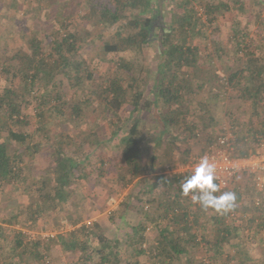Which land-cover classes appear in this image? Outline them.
I'll use <instances>...</instances> for the list:
<instances>
[{"label":"rangeland","instance_id":"1","mask_svg":"<svg viewBox=\"0 0 264 264\" xmlns=\"http://www.w3.org/2000/svg\"><path fill=\"white\" fill-rule=\"evenodd\" d=\"M125 2L119 1L122 18L111 24L100 21V16L86 0H0V93L3 89L10 88L17 96L25 95V87L30 93L28 95L30 103L22 105L21 108L25 116L24 122L2 119L3 109H0L2 140L9 138V132H23L28 136L26 143L8 139V153L11 160L17 164L18 175L8 182L0 183V225L2 218L10 220L2 224L0 264H75L80 255L78 251L64 255L65 252L62 251L59 243L52 244L44 240L42 234L52 233L59 226L65 227L63 232L68 234L75 223H79L78 221H82L83 224L97 222L104 237L109 240L116 237L122 240L129 231V228L123 224L124 217L133 225L145 223L151 230L154 217L160 212L153 211L158 208L160 201L164 204L168 202L172 190H175L174 187L168 188L163 179L162 182L158 180L161 177L159 175L161 170L172 162L181 163L186 155L189 157L199 153L206 142L205 137L201 136L184 137L185 125L182 123L171 126L170 131L165 132L167 109L157 105L151 113H144L138 124L140 132L145 137L140 144L142 161L148 169L149 162L154 158V168L159 167V170H152L140 178L144 179V183L139 184L137 182L139 178L129 181V168L122 159L119 140L126 134L128 115L131 111L130 95L135 89H127L128 100L120 108V120L109 112H104L100 97L101 89L114 77H122L125 86L128 82L125 71L129 69L131 76L137 80L138 86L136 85L135 88L138 87L147 97H152L149 90L157 83L159 78L157 69L162 65L163 57L159 43L161 40L152 46L138 43L116 51L104 49L105 43H118L120 36H125L133 28L127 21L140 10L138 6L128 5L127 0ZM151 3L157 17L156 21L158 20L157 23L153 22L150 33L152 36H161L171 27H178L175 23L187 9L196 21L198 19L193 30L187 29L182 34L183 47L188 46L197 50V61L191 64L184 63L181 68L188 77L194 74L198 78H201V74L208 76L211 69H214L226 78L228 68L231 67L232 70L244 68L252 59L255 60L256 66L264 65V0H160L158 5L157 0H151ZM209 4H219L221 7L214 12L212 18L207 15ZM234 25L241 31L238 35L232 31ZM201 28L204 32L203 36L196 35L194 30ZM64 35L69 36L76 45V51L74 49L71 53V60L83 62V73L80 72L78 75L79 82L74 75L69 77V73L59 69L60 61L53 63L51 58L50 62L47 61L42 67L44 70H52V76L41 79L43 73L34 75L38 80L33 77L34 84L28 87L30 82L27 80L32 81V78L25 77L23 72L31 73L33 68L27 67L29 63L26 58L33 57L32 52L36 51L37 56L33 57L34 59H48L53 41L60 40ZM180 38L181 35L175 32L174 44L180 43ZM31 39L35 40L34 43H31ZM68 70L73 72L74 69L71 66ZM87 74H90V77ZM261 79L264 80V76L259 78L260 82ZM208 85L211 86V83L207 84L204 90L194 88L189 92L188 96L195 108L202 100L204 92H207ZM56 90L60 96L51 97ZM241 90L242 86L239 84L222 85L220 92L224 94L223 97H218L219 99L214 102L210 100L212 103L209 111L218 120L222 130L229 127L228 114L244 118L250 111L248 99L240 94ZM39 96L49 98L50 104L51 100H54V104H61L65 110L70 104L83 103L84 120L79 126L72 124L62 126L55 117L56 113L53 111L49 113L45 110L44 104H39L41 109L39 115H36ZM262 96L264 97V92ZM45 101L47 102L48 99ZM261 104L264 107V100ZM182 106L183 110L188 107L187 104ZM189 118L195 122L201 121V116L197 114ZM255 122L258 123V120L255 119ZM58 145H61L62 153L66 156L79 159L80 156H77L79 153L86 154L83 168L88 176L68 187L69 198L61 207L50 206L39 213L38 209L48 199L47 194L41 190V181L53 170L52 147ZM25 146L28 147V151L18 157L17 154ZM252 146L250 150L264 152V142L259 146ZM262 184L263 187L259 190L250 175L237 174L225 190L236 194L234 210L239 216L241 215L236 219V224L243 226L241 228L244 231L252 230L254 233L258 227L256 221H259V216L264 217V175ZM142 186L146 191L140 193ZM47 187H51V184ZM179 190L181 201L185 202L188 196L183 195L181 188ZM136 195L139 200L135 199ZM153 195L159 198V203L155 202L154 209L151 207L146 214L140 209V201H146ZM257 197L262 200L259 207L254 206ZM125 200L129 204L124 213L120 205ZM206 213L212 215L215 211L209 208ZM249 224L252 229L248 227ZM16 229L23 232L27 243L30 236L36 238V250L43 251L44 244L50 243L47 249L49 252H46L49 253L46 262L36 261L32 257L30 259L29 250L26 251L29 254L19 253V257L15 256L14 252H10L12 232ZM146 232L145 236L152 239L153 234H149V230ZM253 233L251 234L255 235V238L264 239L263 231ZM26 246L17 247V250L21 252V248L25 249ZM190 248L187 257H174L171 264H189V262L199 264L201 259H205L206 253L201 252L200 246H190ZM26 249L29 247L27 246ZM254 251L257 254L261 251V247ZM126 256L120 264L148 262L146 255L141 253H137L135 257H131L130 254ZM211 264L235 263L233 259L231 261L227 259L226 262L216 260Z\"/></svg>","mask_w":264,"mask_h":264},{"label":"trees","instance_id":"2","mask_svg":"<svg viewBox=\"0 0 264 264\" xmlns=\"http://www.w3.org/2000/svg\"><path fill=\"white\" fill-rule=\"evenodd\" d=\"M121 3H126V0H86L88 5L95 9L100 16V21L105 23H115L122 18ZM128 5L138 6L139 10L137 14H134L127 21L129 26L132 25V30L129 31L125 36H120L118 43L116 44H104V49L107 51H116L118 49H125L137 45L138 43L152 46L156 45L160 40L162 49L163 63L157 69L159 78L157 83L154 84L153 88L149 90V94L152 97H147L142 90L135 88L137 84L136 78L132 77V73L127 69V83L123 85L122 77H114L109 79L108 84L101 89V99L104 112H109L113 117L119 119V111L122 105L128 100L127 89H135L133 94L130 95L131 111L129 113V119L127 122L126 134L119 140L121 145V156L125 165L129 168V181L134 178H139L137 182L144 183V179H140L152 170H159V167L154 168V158L149 162L148 169L142 161L140 144L145 140V137L139 130V119L144 113L153 111L157 105L163 106L167 109L165 112V128L164 131H170L171 126L179 125L182 123L184 127V137H205V144L202 146L201 151L198 154H202L207 146L211 144L212 140L223 133L221 126L218 125V120L210 113L209 108L211 103L223 97L224 94L220 92L223 86H234L239 84L242 86L241 93L243 97L248 99L247 104L250 108L247 116L242 118L239 115L228 114L229 120V131L234 137V155L244 156L250 153H256L253 149L250 150L252 145H261L264 142V107H262L261 101L264 100L262 96L264 92V80L260 82L259 78L264 76V65L256 66L255 60L252 59L247 62L244 68H235L232 70L231 67L227 69L226 78L219 75L216 70L211 69L208 76L202 75L198 78L195 74L188 77L183 72L182 66L184 63H194L197 61V50L183 47L184 37L182 36L188 29L193 30L198 22L191 15L187 9L180 18L177 19L176 25L178 27H171L168 32L163 33L161 36H152L151 30L153 22L157 23V17L155 10H152L151 0H127ZM160 0H157V5ZM187 1V0H185ZM125 6V4H123ZM221 7L219 4L207 5V15L212 18V15L216 10ZM139 14L141 16H139ZM146 16H142V15ZM188 25V26H186ZM196 35L203 36L202 28L194 30ZM234 34L238 35L241 31L234 25L232 27ZM177 32L181 35L180 43L174 44L173 37L174 33ZM65 36V37H64ZM60 40H55L52 43L50 57L34 59L37 52L33 51L32 56L26 58L27 67L33 68L31 73L27 71L23 72L25 77L32 78V81L27 80L28 87L34 84V75L42 74L41 79L44 77L52 76V70H44L42 67L52 58L53 63L60 61L58 66L60 70L66 71L70 76H75L79 82L78 75L80 72L83 73V62L82 60L73 61L71 60V53L75 49L76 45L69 36L64 35ZM34 39H31V43H34ZM36 50L37 45H36ZM159 49V47H157ZM160 50V49H159ZM56 58V59H55ZM209 59V58H208ZM210 63L213 61L209 59ZM73 67V72L69 71V67ZM197 68V67H195ZM75 71V72H74ZM72 74V75H71ZM90 77V74H87ZM34 77V78H33ZM38 80V78H35ZM245 80V82H243ZM258 81V82H257ZM208 85L207 92H204L202 100L198 102V105L193 106L191 98H189V92L195 88V90H204V87ZM260 83V84H257ZM262 83V84H261ZM248 84V85H247ZM219 87L221 88L219 90ZM26 94L15 95L12 93L10 88H5L0 93V109H3L1 115L2 119L13 122L22 123L25 120V116L22 111V105L30 103L28 95L30 93L27 87H25ZM218 91V92H217ZM60 94L58 90L51 96L58 98ZM133 97V98H132ZM45 99H48L46 102ZM39 104L46 106L45 110L49 113H56L55 117L59 119L62 126L66 124H72L73 126H79L84 120L83 115V103L77 102L67 106L57 103L54 104V100L39 96ZM212 102H211V101ZM87 101H85L86 103ZM180 104H187L188 107L183 110V106ZM210 104V105H208ZM36 108V107H35ZM41 106L36 108V115H39ZM65 111H69L66 113ZM201 111V112H199ZM46 113V112H45ZM201 116V121H192L193 116ZM258 120V123L255 122ZM201 122V123H200ZM4 123V122H3ZM259 124L261 126H256ZM218 125V126H217ZM116 133V132H114ZM171 133V132H169ZM178 133V131H177ZM9 138H12L16 142L21 141L26 143L27 134L23 132H9ZM8 139H1L0 137V183L2 181L8 182L13 177L18 175V167L15 162L11 160V156L8 153L9 141ZM28 151V147L21 148V151L17 154L18 157ZM52 155L54 160L53 170L47 173V176L42 179L41 190L47 194V201L42 204V207L38 209L40 213L42 210L48 209L50 206L61 207L64 202L69 198L68 187L71 184H77L80 179H85L88 176L83 166L86 154L76 153L80 158H74L66 156L62 153L61 145L52 147ZM188 152L186 151V154ZM262 153V152H259ZM185 155V154H184ZM76 156V157H77ZM190 157V156H189ZM189 157L184 156L181 162H185ZM177 162H172L169 166H175ZM165 167V166H164ZM163 167V169H164ZM159 174L161 177L158 179L168 186L172 190V196L168 198V202L160 204L156 210L159 212L154 218V225L150 230L147 224L129 223L126 218L122 219L123 224L129 228L127 234L121 240L120 237L109 240L104 237L101 227L97 222H89L83 224L82 221L75 223L74 227L65 234L63 232L65 227H58L51 236L43 235L44 240L50 241L52 244L59 243L64 255L69 252L80 253L76 259L75 264H120L125 259L127 254L131 257H135L138 253L146 255L147 264H171L174 257L188 256L190 253V246H200L201 252H205V259H201L199 264H211L212 261L221 260L226 262L227 259L230 261L233 259L235 264H264V239L255 238L248 230L244 231L241 227L236 224V219L240 218L234 208L226 213L214 214L206 213L205 209H202L198 204H193L191 199L188 198L186 201H181L180 188L187 177L186 175L176 177L163 172ZM249 176V175H247ZM231 181V180H230ZM51 184V187H47ZM224 190H220L224 192ZM146 191L142 186L140 193ZM182 192V190H181ZM136 200H139L138 196H135ZM261 200V199H260ZM159 198L156 196H149L146 201H140L141 210L147 214L151 209H154L155 202L158 204ZM262 202V200H261ZM132 203V202H131ZM128 201H122L121 208L125 213ZM261 205V203H260ZM260 205H255L259 207ZM255 211V210H254ZM150 213V212H149ZM148 213V215H149ZM233 213V216L230 215ZM211 218V219H210ZM257 230L253 234L264 232V217L259 216ZM204 219H206L204 221ZM248 219V218H247ZM201 220V221H200ZM212 220V221H211ZM10 220L1 219L0 234H2V224L8 223ZM76 222V221H73ZM250 224H252L250 222ZM248 225L250 229L252 227ZM77 225V226H76ZM255 227V226H254ZM61 228V229H60ZM14 229V228H13ZM146 230H149V234H153L152 239L145 236ZM13 240L10 252H14L15 256L19 257V253L26 254L30 251L29 258H34L36 261L48 260L49 252L47 250L50 243L44 244L45 248L43 251L40 249L36 250V238L29 237L28 243L24 240V234L21 230H14L12 232ZM264 234V233H263ZM264 236V235H263ZM28 237V236H27ZM252 237V238H251ZM251 238V239H249ZM254 238V239H253ZM249 239V241H248ZM25 241V244H23ZM28 244V245H27ZM29 249H26L27 246ZM21 246H26L25 249L21 248V252L17 249ZM18 247V248H17ZM261 247V251L257 254L255 249ZM33 249V250H30ZM148 249V250H147ZM203 250V251H202ZM28 253V254H29ZM28 258V257H27ZM28 260V259H27ZM136 261V260H135ZM191 264V262H189Z\"/></svg>","mask_w":264,"mask_h":264},{"label":"built area","instance_id":"3","mask_svg":"<svg viewBox=\"0 0 264 264\" xmlns=\"http://www.w3.org/2000/svg\"><path fill=\"white\" fill-rule=\"evenodd\" d=\"M234 137L229 128H224L223 133L217 135L202 154L189 157L185 162L175 166H165L163 172L179 177L188 176L194 170L200 158L207 156L216 165L217 183L220 190L229 186L230 180L237 174L250 175L255 186L260 190L263 187L262 180L264 175V152L250 153L244 156L234 155ZM255 205H260V198H255ZM233 216V213H230ZM48 236L49 234H42ZM51 236L53 233L50 234ZM33 236V234H32Z\"/></svg>","mask_w":264,"mask_h":264},{"label":"clouds","instance_id":"4","mask_svg":"<svg viewBox=\"0 0 264 264\" xmlns=\"http://www.w3.org/2000/svg\"><path fill=\"white\" fill-rule=\"evenodd\" d=\"M216 165L207 156L200 158L194 170L188 175L182 185V193L190 195L191 202L202 209H213L219 214L232 210L236 204V194L232 191H220L216 182Z\"/></svg>","mask_w":264,"mask_h":264},{"label":"crops","instance_id":"5","mask_svg":"<svg viewBox=\"0 0 264 264\" xmlns=\"http://www.w3.org/2000/svg\"><path fill=\"white\" fill-rule=\"evenodd\" d=\"M198 154V153H197ZM194 155H196V154H194ZM192 156V155H191Z\"/></svg>","mask_w":264,"mask_h":264}]
</instances>
